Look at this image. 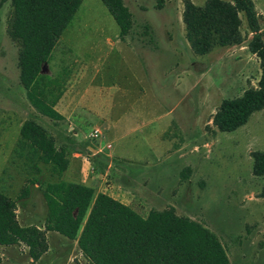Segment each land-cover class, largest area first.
<instances>
[{"label":"rangeland","instance_id":"rangeland-1","mask_svg":"<svg viewBox=\"0 0 264 264\" xmlns=\"http://www.w3.org/2000/svg\"><path fill=\"white\" fill-rule=\"evenodd\" d=\"M252 1L264 40V0ZM123 2L132 18L125 35L131 53L125 56L115 50L118 26L102 1L81 0L51 49L52 64L59 66L62 51V58L71 64H99L102 70L95 80H113L135 92L141 85L160 100L150 103L148 116L134 119L135 127L113 139L108 148L107 137L99 132L93 137V123H84L77 133L81 150L87 154L85 144L98 141L103 152L146 158L150 163L144 166L143 185L157 198H144L143 214L151 204L171 205L211 229L231 264H264V199L259 195L264 175L254 174L251 168L252 151L264 150V106L232 130H218L211 122L220 100L255 85L260 73L257 56L246 46L250 32L243 15L240 43L216 45L197 54L184 37L182 0H162L160 7L155 6L156 0ZM8 10L9 2H0V190L15 198L20 223L41 227L46 211L42 186L47 180L66 179L68 170L58 177L49 164L39 162L41 171L34 172L16 152L15 134L22 119L34 118L46 128L51 120L32 109L24 97L17 78V47L5 32ZM133 64L146 68V81L138 84L130 76L127 65ZM162 128L166 129L159 142L147 133ZM32 177L37 181L28 182ZM24 184L28 193L17 198ZM46 240L47 248L37 259L28 255L22 242L0 244V264H90L75 239L49 230Z\"/></svg>","mask_w":264,"mask_h":264},{"label":"trees","instance_id":"trees-1","mask_svg":"<svg viewBox=\"0 0 264 264\" xmlns=\"http://www.w3.org/2000/svg\"><path fill=\"white\" fill-rule=\"evenodd\" d=\"M7 1L5 32L17 47V78L25 98L39 113L60 119L53 108L54 98L61 93L59 80L56 76L44 78L39 71L81 0ZM101 1L118 26V37L123 38L132 26L130 10L123 0ZM161 5L162 0H156L155 6ZM240 13L250 32L246 46L257 56L260 73L255 85L220 100L211 122L222 131L238 127L264 106V40L258 15L252 0H203L200 4L182 0L184 37L197 54L216 45L240 43L244 39ZM16 148L34 172H39L37 162L49 163L56 174L66 167V145L55 146L53 136L34 118L20 121ZM251 155L252 172L264 175V150H254ZM184 169L180 171L183 176ZM27 193L24 184L16 197ZM259 195L264 199V183ZM42 196L46 211L39 227L20 223L15 198L0 190V244L22 242L28 255L37 259L47 248L46 231L50 230L75 239L79 252L90 264H231L211 229L177 213L171 205L150 207L143 215L106 192L94 194L89 185L63 179L47 180Z\"/></svg>","mask_w":264,"mask_h":264},{"label":"crops","instance_id":"crops-1","mask_svg":"<svg viewBox=\"0 0 264 264\" xmlns=\"http://www.w3.org/2000/svg\"><path fill=\"white\" fill-rule=\"evenodd\" d=\"M116 37L119 47L115 50L118 54L127 56V53L133 51L131 45L127 43L125 35L123 38H119L117 33ZM61 53L62 51L59 56V66L56 63L52 64V51H50L46 62L39 71L44 78L56 76L59 80V90H61L59 96L54 98L53 104V108L61 115V118L50 119L49 128L45 127L47 132L53 136L55 146L66 145L67 164L58 177H62V174L68 170V177L63 180L89 185L93 188L94 194L97 191L106 192L143 214L140 207L144 205V198L149 195L157 198L156 194L155 196L143 185V182L147 180L144 176V166L150 162L144 157H123L113 155V151L109 150L103 152V145H100L98 141L93 144H85L89 151L86 154L81 150L77 133L84 123L91 121L92 129L97 128L99 133L107 137L105 144L108 143L109 146L105 144L104 146L111 147L113 139H116L126 129H133L135 127L133 120L147 117L150 112V103H158L160 99L150 92L145 93L144 90L147 88H143L141 85L137 89L138 92H135L126 84L120 85L113 80L97 81L95 78L102 70L99 64L91 61L71 64L62 58ZM127 66L130 76L138 84L146 81L144 66L143 68L142 66L136 68L134 64ZM43 68L47 69V72L44 73ZM129 95L133 97H129ZM27 104L33 109L28 101ZM18 126L15 134L16 139ZM165 129L162 128L154 132L147 131V133H152L153 138L159 142ZM37 165L40 172L39 162ZM150 207L153 205H148L146 209L148 210Z\"/></svg>","mask_w":264,"mask_h":264},{"label":"built area","instance_id":"built-area-1","mask_svg":"<svg viewBox=\"0 0 264 264\" xmlns=\"http://www.w3.org/2000/svg\"><path fill=\"white\" fill-rule=\"evenodd\" d=\"M98 132H99V131H98L97 128H93L90 134H91L93 137H95V136H97ZM105 145H106V146H109L108 143H106Z\"/></svg>","mask_w":264,"mask_h":264}]
</instances>
